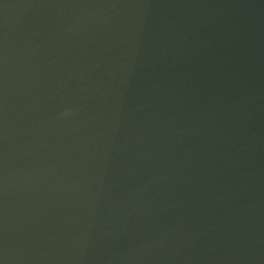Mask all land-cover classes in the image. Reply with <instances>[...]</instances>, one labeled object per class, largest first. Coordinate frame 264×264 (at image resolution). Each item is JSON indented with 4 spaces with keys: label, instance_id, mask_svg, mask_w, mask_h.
I'll return each instance as SVG.
<instances>
[{
    "label": "water",
    "instance_id": "water-1",
    "mask_svg": "<svg viewBox=\"0 0 264 264\" xmlns=\"http://www.w3.org/2000/svg\"><path fill=\"white\" fill-rule=\"evenodd\" d=\"M0 264H264V0H0Z\"/></svg>",
    "mask_w": 264,
    "mask_h": 264
}]
</instances>
